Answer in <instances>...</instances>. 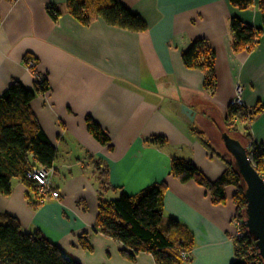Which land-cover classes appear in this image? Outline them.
I'll return each mask as SVG.
<instances>
[{"label":"crops","instance_id":"crops-1","mask_svg":"<svg viewBox=\"0 0 264 264\" xmlns=\"http://www.w3.org/2000/svg\"><path fill=\"white\" fill-rule=\"evenodd\" d=\"M119 1L145 21V29L110 25L98 15L83 23L66 0H0V93L12 80L33 88L37 78L45 79L46 88L29 106L55 148L50 180L60 194L31 206L34 191L14 176L10 192L0 193V216L15 217L23 232L43 234L82 264H156L148 251L126 258L121 242L92 228L99 198L133 195L165 180L163 219H177L191 236L186 264H229L233 187H225L224 201L213 202L205 186L171 175L170 162L173 156L189 159L211 181L223 172V158L192 130L207 140L220 138L237 83L243 105L260 108L237 125L264 146V20L257 0L245 8L230 0ZM48 6L57 9L56 17ZM231 16L261 28L251 50L233 49ZM201 38L214 53L210 89L204 71L181 59ZM181 105L193 111L192 119ZM87 116L106 142L87 130ZM83 232L91 249L79 244Z\"/></svg>","mask_w":264,"mask_h":264},{"label":"trees","instance_id":"trees-1","mask_svg":"<svg viewBox=\"0 0 264 264\" xmlns=\"http://www.w3.org/2000/svg\"><path fill=\"white\" fill-rule=\"evenodd\" d=\"M230 1L240 8L253 3V0ZM257 4L264 20V0H257ZM66 7L83 23L98 15L106 23L117 27L133 31L146 28L145 21L119 0H66ZM47 10L56 17V8L48 6ZM228 25L234 50L240 48L251 50L256 45L261 33L260 27L243 22L236 16L229 18ZM213 55V50L205 44L203 38L194 40L181 53L182 62L186 67L204 71L205 84L209 89L212 88L214 80ZM24 59L26 64L30 61L29 57ZM45 88L44 78H37L33 88H26L19 81L12 80L0 93V193L10 192V179L16 176L34 191L35 200L31 202V206H37L41 202L37 200L33 182L25 176V172L32 166L50 167L55 158V148L29 106L35 93ZM259 110V107L250 108L243 104L235 107L229 103L223 130L236 135L244 144L241 137L243 134L238 133L235 126L237 122L234 124L235 127H231L227 119L237 113L239 119L245 118L248 121ZM86 128L100 142L107 141L101 127L89 116L86 117ZM192 131L203 145L209 148L203 133L197 129ZM244 136L248 138V133ZM251 144L253 153H248L250 162L260 172L258 165L264 167V146L254 138ZM223 160L226 163L225 169L212 181L204 178L191 160L180 157L171 158L170 173L182 182L192 179L205 186L210 191L213 202L224 201L225 187L232 186L234 214L241 217L245 200L240 187V177L231 156L230 159ZM105 185V180H102L101 187L104 188ZM166 187V181L162 180L146 186L133 195L120 191L113 199L99 198L98 215L92 229L121 242L123 248L120 249V253L130 260L135 258L138 251H148L156 264H183V260L187 261L192 240L190 233L180 227L177 219L168 217L164 224L162 223V197ZM243 230L240 236L233 239L234 260L229 264H263L244 226ZM79 244L85 249H91L86 232L79 236ZM0 264L82 263L43 234L23 232L18 220L5 214L0 216Z\"/></svg>","mask_w":264,"mask_h":264},{"label":"water","instance_id":"water-1","mask_svg":"<svg viewBox=\"0 0 264 264\" xmlns=\"http://www.w3.org/2000/svg\"><path fill=\"white\" fill-rule=\"evenodd\" d=\"M181 110L192 119L193 111L189 107L181 105ZM220 139L240 177V187L245 200L241 210L243 226L252 238L257 255L264 264V180L251 164L246 145L236 135L222 130Z\"/></svg>","mask_w":264,"mask_h":264},{"label":"built area","instance_id":"built-area-1","mask_svg":"<svg viewBox=\"0 0 264 264\" xmlns=\"http://www.w3.org/2000/svg\"><path fill=\"white\" fill-rule=\"evenodd\" d=\"M29 65H33V62L31 60L29 61ZM241 92V86L240 84H237L235 87V94L229 103L233 104L234 106L243 104L241 99ZM247 144L249 147L253 148V145L250 142ZM52 171V166H32L25 172V176L34 183V187L36 189L35 192L39 202H43L45 199L50 198L59 199L60 197L59 191L51 186L50 176ZM259 171L260 176L264 180V170L259 169ZM231 222L233 224V236H240L244 231L241 217H237L235 214H233V216L231 217Z\"/></svg>","mask_w":264,"mask_h":264},{"label":"rangeland","instance_id":"rangeland-1","mask_svg":"<svg viewBox=\"0 0 264 264\" xmlns=\"http://www.w3.org/2000/svg\"><path fill=\"white\" fill-rule=\"evenodd\" d=\"M34 64V63H33ZM27 66H29V67H31L32 65H29V62L27 63ZM238 84V83H237ZM236 84V85H237ZM236 85H235V87H236ZM233 98V97H232ZM232 98H231V100H232ZM240 105H242V104H239V105H236L235 107H238V106H240ZM240 117H239V115L237 114V113H235V114H233V116H231V117H229L228 119H227V122H229V124H230V126H234V123L236 122V121H240V122H247L246 121V119L245 118H242V119H239ZM225 123H226V120H225ZM232 124V125H231ZM238 124V123H237ZM235 126L237 127V130L238 131H242L243 133V135H241V137L243 138V140H244V145H246V147H247V154L250 152V154H252L253 152V148H251V147H249L248 146V144L247 143H251V140H252V138L251 137H248V138H246V136H244L245 134H246V128H245V125H236L235 124ZM234 126V127H235ZM225 127V126H224ZM223 127V128H224ZM243 128V129H242ZM206 142H207V145H208V147H209V149H210V151L211 152H213V153H215V154H217V155H219L220 156V158H226V159H230V156H229V154L226 152V150H225V148H224V145L222 144V140L220 139V138H218L217 136L215 137V138H213V140L211 141V140H205ZM174 157V156H173ZM249 158H250V155H249ZM263 161V160H262ZM53 167V166H52ZM258 168L259 169H261V170H264V167H262V165L260 164V165H258ZM53 172V171H52ZM102 180H105V182H106V179L105 178H103V179H101V181ZM101 183V182H100ZM106 184H107V182H106ZM107 185H109V184H107ZM33 186H34V183H33ZM51 186H52V184H51ZM34 189H35V187H34ZM56 189V188H55ZM35 191H36V189H35ZM102 191V190H101ZM100 192V191H99ZM119 194V193H118ZM117 194V195H118ZM117 195H116V197H117ZM51 199V198H50ZM37 200H38V198H37ZM46 200V199H45ZM39 201V200H38ZM167 220V218H164V219H162V223L164 224V222ZM233 237H235V236H233ZM186 260V259H185ZM185 260H183V264H186L185 262Z\"/></svg>","mask_w":264,"mask_h":264},{"label":"bare ground","instance_id":"bare-ground-1","mask_svg":"<svg viewBox=\"0 0 264 264\" xmlns=\"http://www.w3.org/2000/svg\"><path fill=\"white\" fill-rule=\"evenodd\" d=\"M242 99V98H241Z\"/></svg>","mask_w":264,"mask_h":264}]
</instances>
